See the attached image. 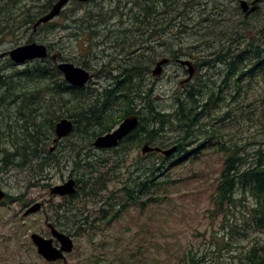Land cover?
Instances as JSON below:
<instances>
[{"label":"rangeland","instance_id":"rangeland-1","mask_svg":"<svg viewBox=\"0 0 264 264\" xmlns=\"http://www.w3.org/2000/svg\"><path fill=\"white\" fill-rule=\"evenodd\" d=\"M129 1L131 0H97L93 5H86L85 1L73 0V3L62 10L60 16L52 23L42 26L37 32L28 27L17 26L19 28L2 35L0 54L32 43L43 44L52 49L49 56L57 58V63H72L86 69L91 76L86 84V88L90 90L105 88L110 79L105 77L104 73L112 72L118 75L117 70L124 68L120 66V60L131 56L134 58L132 63L142 61L145 63L143 66L149 68V83L153 82L156 89L155 107L161 112L169 113L175 105L176 93H181L189 85L202 83L205 79L209 87H214V93L217 90L219 99L212 102V108L209 109V113H212L217 107L215 113H212V119L206 116V120L203 118L199 126L214 125L212 129L221 130L223 139L230 145L247 146V150L249 143L263 142L264 77H258L253 81V85H249L248 81L242 83L248 91L247 95L232 96L230 87L221 90V80H209L207 69L201 68L200 62L197 61L199 56L206 53L210 55L212 51L223 48L227 50L231 47V39L236 36H250L253 43L259 44L264 32V12L261 11L263 13L258 17L252 14L245 16L241 9L242 0H178L174 6L177 11L173 9V12L167 11L166 5L158 4L152 6L161 13L157 16L159 22L153 25L156 26L158 36L146 42V36L141 37L135 32L138 26L135 25L136 18L142 10L136 3H143L144 0H135V4ZM245 1L254 3V0ZM32 2L33 0H24L21 4L29 7L33 5ZM37 2L39 3L36 5L42 4L40 0ZM219 5L226 9L223 16V8H215ZM259 7L264 10V0ZM102 12L103 15L98 18V14ZM12 13L14 17L15 13ZM178 15L183 16L178 18ZM102 17L107 19L106 24L103 23ZM155 19H152L153 24ZM173 19L174 24L171 23ZM21 21L22 19H19L12 23L19 24ZM242 21L246 24L240 26ZM200 25H203L201 34ZM237 32L239 34H235ZM224 37L226 39H222ZM120 41L133 43L134 46L127 44L123 47ZM170 53L180 54L184 56V60L193 63V77L189 76V68L183 69L177 64L166 65L167 62L161 66L160 73L153 75L159 68V63L168 58ZM141 56L143 58L137 59ZM45 60H34L31 63H43ZM9 61L10 59H7L1 63L0 75L24 69L23 66L16 67ZM125 61L131 64L128 59ZM83 62H86V67ZM222 70L223 68L220 69ZM187 80L188 82L183 83ZM238 99L244 104L243 114L241 110H237L241 105L237 102ZM93 129L88 130L91 132ZM75 134L77 133H71L59 143L54 153H64L67 161L58 168L51 169L47 179L43 181L45 188H27V174L24 171L6 170L5 165L0 164V188L10 196L8 205H0V264H63L47 262L38 255L31 241V235L34 233L51 238L50 226L74 239V250L66 256L70 264H193L191 259L195 260V264H249L243 253L260 234L249 233L247 238L237 239L240 228L235 232L227 231L231 224L243 223L244 219H248L244 216L247 210L233 209L225 218L214 206L212 199L227 154L218 153L209 147L203 148L198 154H176L170 158L175 163L174 166L169 167L166 172L173 182L167 186L165 196L156 204L149 203L145 210L129 203L130 205L109 223L113 211V208L109 207L127 201L121 190L138 176L135 174L137 165L154 164L163 156L157 153L152 155V152L143 154L144 145L137 148L136 144H132L122 159L120 146L108 150L93 147L97 137L91 141V148L86 147L81 152L90 154L95 162L96 158L104 160L101 165L97 164L104 175L100 179L94 175L91 180L94 184H88V188L98 195H79L70 205L68 198L71 196L52 195L51 190L70 179L75 180L78 189L77 180L80 182V179H86L87 175L84 178L79 176L80 167L77 168L71 159V150L77 141V138H73ZM160 139L167 141L165 149H170L177 146L175 142L178 141V135L176 131L168 130ZM54 140H51L49 148L55 145ZM65 141L68 142L64 143ZM200 142L201 139L194 138L193 144L187 146L188 152L196 150ZM83 172L86 173V168L82 169L81 174ZM167 180L170 181L164 178V181ZM37 203L42 204L40 212L26 216V211ZM64 203L69 204L66 211L61 207ZM83 205H86L84 219L88 220L86 228L83 226L79 232L73 224L75 220L81 219L79 209ZM105 212L109 215L107 221L104 218ZM223 243L225 249L218 252V247ZM260 246H264V243Z\"/></svg>","mask_w":264,"mask_h":264},{"label":"trees","instance_id":"trees-1","mask_svg":"<svg viewBox=\"0 0 264 264\" xmlns=\"http://www.w3.org/2000/svg\"><path fill=\"white\" fill-rule=\"evenodd\" d=\"M22 1L24 0H0V37L7 32H12V29L22 26L32 29L38 19L48 14L59 0H40L42 3L40 6L36 5L39 3L37 0H33V5L29 7L23 6ZM261 1L249 4L250 10L244 13L245 16L249 15L248 13L257 17L261 15L264 12L259 7ZM142 2L136 3L142 10L139 17L136 18L135 25H138V31L135 29V32L141 37L146 36L147 42L158 36L156 26L153 25L159 22L157 16L161 13L157 12L154 7L158 4L166 5L165 9L172 11L178 0H153V2L144 0ZM215 8H223L222 16L226 12L222 5ZM151 10L152 14H150ZM174 11L177 10L174 9ZM12 12L15 13L14 17H12ZM102 15L103 12L98 14V18ZM181 16L183 15H178V18ZM153 18H156L154 24L152 23ZM19 19H22L21 23H12ZM102 19L106 24L107 19L104 20L103 17ZM174 21L175 19L171 20V23L174 24ZM216 22L218 23V20ZM243 24L246 22L242 21L240 26ZM202 26L200 25V31H202ZM245 29L246 27L243 30L245 31ZM185 33H187L186 30ZM201 33L203 31L199 34ZM119 43L123 47L129 44L127 41ZM129 45L134 46L133 43ZM230 48L212 51L210 55L207 53L205 56L201 55L197 62H200L201 68L207 69L209 80L214 82L221 80V90L228 86L233 91L232 96L247 95L248 91L242 83L248 81L249 85H253V81L258 77H264V32H262L259 44L253 43V38L250 39V36L248 38L236 36L231 39ZM169 57L174 61L184 58L180 54L173 55L172 53ZM141 58L143 56L137 59ZM49 59L43 63H40L41 61L31 63L12 74L0 75V164L3 163L6 170L20 169L24 171L27 174V188L38 186L45 188L46 184L43 181L47 179L51 169L58 168L67 161L64 153L60 155L54 153L59 144L53 151L54 145L51 148L49 145L51 140L55 139L56 124L62 119L69 118L75 124L73 134L77 133L73 135L77 141L73 144L75 149L71 150V159L77 168L80 167L79 176L84 178L87 175L86 179H80V182L79 179L77 180L79 188L76 189L74 195L68 198L70 199L69 204L71 205V201L79 198V195L86 197L93 193L90 195L96 196L98 194L94 190H90L88 184H94L91 181L94 175L98 179L104 175L97 167V164L101 165L104 160L96 158L95 162L90 154L86 155L81 152L82 149L91 148L92 140L110 132L127 117L139 116L138 128L119 145L120 153L123 155L122 159L132 144H136L137 148L149 144L165 149L167 141L160 138L168 130L176 131L178 141L175 144L177 143V151H180V154H198L207 147L218 153L227 154L217 189L212 195L213 204L224 214L225 218L233 209L247 210V213H243L248 219H244L243 223L231 224L227 231L235 232L240 228L237 239L247 238L249 233L260 234L243 254L249 264H264V246H260L264 243V141L249 143L247 150V146L230 145L223 139L221 130L214 131L212 129L214 125L211 127L205 124L199 126L201 120L206 116L212 119V113H215L217 108L209 113L212 102L219 99L216 95L217 90L214 93V87L210 86V88L205 79L202 80L203 82L201 81L202 83L193 85H189V82V87L184 88L179 94L176 93L172 112H161L155 107L156 89L153 82L149 83L150 70L147 66H143L145 63L142 61L132 63L134 58L125 56L119 62H122L120 66L124 68L117 70L118 75L112 72L104 73V76L110 79V83L105 88L90 90L86 88V85L74 87L68 84L58 70L57 64ZM125 59H128L131 64H128ZM83 66L86 67V62H83ZM221 68H223L222 71H220ZM147 79L149 81H146ZM237 102L241 103L237 110H241L243 114L244 104L242 101L239 102V99ZM222 120L225 119L222 118ZM87 128L94 129L89 132ZM194 138L201 139V142L197 144L196 150L188 152L187 146L193 144ZM78 149L80 150L77 152ZM151 154L155 155L156 153ZM175 155H172L171 158ZM174 164L170 158L160 157L154 164L137 165L135 174L138 176L130 180L121 190L127 201L122 202L121 205L117 204L114 207L110 205L111 207H109L113 208L109 223L116 219L130 205L129 203L145 210L149 203L159 202L162 196H165L167 186L173 182L166 172ZM84 168H86V173L81 174ZM164 178H168L170 181H164ZM69 204L64 203L61 207L66 211ZM79 210L81 219L75 220L73 224L76 226V231L82 229L83 226L86 228L88 220L84 219L86 205H83ZM108 213L104 214L106 221ZM224 249L225 244L223 243L218 247V252ZM191 262L195 264L194 259H191Z\"/></svg>","mask_w":264,"mask_h":264},{"label":"water","instance_id":"water-1","mask_svg":"<svg viewBox=\"0 0 264 264\" xmlns=\"http://www.w3.org/2000/svg\"><path fill=\"white\" fill-rule=\"evenodd\" d=\"M87 1V0H81ZM260 0H255L253 4L258 3ZM70 0H59L48 14L41 18L36 27L41 24H46L54 21L62 10L68 5ZM243 13L249 12L250 6L247 2H243L241 5ZM35 27V28H36ZM49 55L48 48L43 44L32 43L29 45H24L18 48H15L9 53L12 61L17 65H23L26 62L47 59ZM4 55H0V59ZM60 57V55H59ZM58 57V58H59ZM53 60L57 58L53 57ZM167 60L161 61L159 63V68L155 71V74L160 73V68L162 65L166 64ZM181 63V61H180ZM181 65L189 68L188 73L190 77H193L195 74L194 68L188 62H182ZM58 70L62 73L65 81L74 87H83L91 79L90 74L86 69L78 67L72 63L61 62L57 65ZM138 118L135 116L127 117L123 122L112 132L99 136L93 143V147L101 150H108L112 148H117L121 141L133 133L138 126ZM74 129V123L70 119H62L56 124L55 133L56 139L54 144H58L63 139L71 135ZM55 148H52V151ZM177 150V147H172L170 149L163 150L159 147H151L149 144L144 145L142 148V153L147 154L148 152H157L161 153L165 158L171 157ZM52 195H60L63 197L72 196L76 193V182L74 179H70L63 185H58L51 190ZM6 196V193L0 188V201H2ZM42 209V204L37 203L32 205L27 211L26 216L38 213ZM52 238H45L39 234H32L31 241L37 249L39 256L44 258L49 263H57L59 261L63 264H70L67 259V255L71 254L74 250L75 244L74 239L54 227H51ZM57 242V246L55 243Z\"/></svg>","mask_w":264,"mask_h":264},{"label":"flooded vegetation","instance_id":"flooded-vegetation-1","mask_svg":"<svg viewBox=\"0 0 264 264\" xmlns=\"http://www.w3.org/2000/svg\"><path fill=\"white\" fill-rule=\"evenodd\" d=\"M97 0H89V1H86V3H84V4H90V5H93L95 2H96ZM130 3L131 2H134V4H135V0H131V1H129ZM70 3H73V0H70V2H69V4ZM68 4V5H69ZM136 6H137V4H136ZM48 24H50V23H46V24H41L39 27H34V26H32V30H34L35 32H37V31H39V29L42 27V26H45V25H48ZM21 47V46H20ZM18 48V47H17ZM15 49V48H14ZM13 49V50H14ZM11 52V51H10ZM10 52H8V53H5V54H0V55H4V57L3 58H1L0 59V68H1V63L4 61V60H7V59H10V61L9 62H13L12 61V59L10 58V56H9V53ZM166 60H168V64H166V65H174V63H177V61H178V59H175V61H173L172 59H170L169 57L168 58H165ZM29 64H31V62H29V63H26V64H24V65H17V64H15L14 62H13V65L14 66H16V67H18V66H23V68L26 66V65H29ZM183 69H185V67H183ZM188 82V81H187ZM178 152V155H180V151H177ZM159 155H161V154H159ZM10 202V196H9V194H7L6 193V196H5V198L2 200V201H0V205H8V203ZM26 215V214H25ZM52 227V226H51ZM50 229V228H49ZM50 231H51V229H50Z\"/></svg>","mask_w":264,"mask_h":264},{"label":"bare ground","instance_id":"bare-ground-1","mask_svg":"<svg viewBox=\"0 0 264 264\" xmlns=\"http://www.w3.org/2000/svg\"><path fill=\"white\" fill-rule=\"evenodd\" d=\"M245 0H242V2H241V5H242V3L244 2ZM261 1V0H260ZM260 1H259V3H260ZM245 2H247L248 4H249V2L248 1H245ZM177 4V3H176ZM250 14V13H249ZM45 16V15H44ZM44 16H42V17H40L39 19H38V21L41 19V18H43ZM147 19V18H146ZM38 21L36 22V24L34 25V27H36V25H37V23H38ZM76 22V21H75ZM37 27H39V26H37ZM146 43V42H145ZM144 45V44H143ZM48 48V50H49V52L52 54V52L50 51V49H49V47H47ZM205 56V55H204ZM52 59L53 60V57H51V56H49L48 55V57H47V59ZM46 59V60H47ZM166 60V59H165ZM173 60V59H172ZM55 63H57L58 61L56 60H53ZM174 61V60H173ZM180 61H181V63L182 62H188V63H190L191 64V66H194L193 65V63L191 62V61H188V60H184V59H178V61H177V63H174V64H177L178 66H180L181 65V63H180ZM167 63H168V60H167ZM59 63H57V65H58ZM180 64V65H179ZM165 65V64H164ZM27 66V65H26ZM182 67H187V65L186 66H183V65H181ZM188 68V67H187ZM1 70V69H0ZM126 71V70H125ZM156 71V70H155ZM155 71L153 72V75L155 74ZM188 81V80H187ZM187 81H185V82H183V83H186ZM132 116H135V117H137L138 118V121H139V123H140V118H139V116H136V115H132ZM139 123H138V126H139ZM138 126H137V128H138ZM74 128H75V124H74ZM136 128V129H137ZM73 131H74V129H73ZM73 133V132H72ZM55 135H56V133H55ZM128 138V137H127ZM61 142V141H60ZM59 142V143H60ZM58 143V144H59ZM57 144V145H58ZM57 145L55 144L54 145V147L53 148H55L56 149V147H57ZM178 154V153H177Z\"/></svg>","mask_w":264,"mask_h":264}]
</instances>
